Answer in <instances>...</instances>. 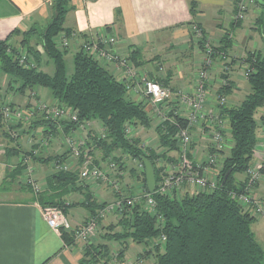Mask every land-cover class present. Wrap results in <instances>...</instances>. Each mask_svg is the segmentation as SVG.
I'll return each instance as SVG.
<instances>
[{
    "label": "trees",
    "instance_id": "1",
    "mask_svg": "<svg viewBox=\"0 0 264 264\" xmlns=\"http://www.w3.org/2000/svg\"><path fill=\"white\" fill-rule=\"evenodd\" d=\"M257 3L264 8V0L262 2L257 0ZM72 7L70 0H53L54 17L45 27L33 28L22 33L23 37L18 45L10 42L11 37L0 41V69L11 79L8 85L9 91L23 95L28 91L35 93L32 98L37 99L40 105L47 103V100L39 99L40 93L38 92V95L34 89L46 88L55 101L52 100L54 103L47 104L60 108L67 107L77 117V121L52 120L37 110L28 122L26 132L20 131L19 136L13 137L11 133H19L20 125L27 123H8L0 115V129L10 144L15 143L8 153L17 157L24 150L20 146L21 134L26 136L31 130L39 132L38 135L31 136V150L25 153L22 151L23 157L18 163V170H15L16 177L12 180L19 178V175L27 169L26 160L42 163L47 168L52 164L49 168L53 173L47 177L45 191L38 195L39 203L42 206L59 207L64 213H67L69 208L83 206L91 216L106 203L99 202L94 194L87 190L92 186L91 184H81L80 167L84 161L83 157L91 156L98 165L111 158L124 172L126 165L123 156L138 161L141 176L134 168L130 170L129 176L141 177L143 194H146L149 192L145 167L140 158L146 157L151 161L158 185L161 174L167 169L165 165L160 166L159 160L161 159L164 164L174 162L168 154L179 149L174 139L178 127L168 121L155 122L147 105L131 100L124 83L118 81L93 57L80 50L73 55L74 72L71 76L68 75L65 61L68 49L60 48L56 40L62 32L67 34L72 32L64 26L66 16ZM190 11L193 18L199 13L195 2L190 3ZM240 22L234 24L231 31H235V27L240 25ZM188 25H193L190 33L193 44L204 52L207 32L195 20ZM257 25L263 33L264 11L258 18ZM194 27L202 32V39L195 38ZM231 31H226L219 45L214 46L216 60L218 58L224 60L232 49ZM39 45L42 46L43 53L38 50ZM20 48L30 53L36 61V68L28 69L18 63L16 55ZM135 53L141 52L135 50L132 55ZM42 54L53 62L55 67L53 74L41 70ZM130 60L137 66H141L143 62L135 59L134 56ZM154 61L153 59L152 62ZM244 63L250 71L247 79L250 93L238 106L221 107L220 115L227 121L233 146L229 154L223 158L217 189L193 193L187 190L181 198L162 195L159 192L153 193L152 198L156 203L154 214L143 209V203H136L131 209L119 213L121 216L117 224L108 226V232L102 235L106 244L86 246L80 264H110L113 258L108 243L117 242L121 246V243L128 241L147 245L148 251H144L143 255L146 257L151 254L154 257L153 264H264V250L252 229L256 217L245 212L232 197L234 192L241 191L245 185V182H238L236 175L246 174L256 158L258 129L264 123V112L259 119L256 118L258 110L264 109V48L261 51L247 53ZM171 80V74L164 79H155L164 86H168ZM225 80L226 84L219 89L220 95L223 96H227L232 88L227 76ZM14 83L17 86H14ZM11 105L15 104L11 103ZM178 120L181 122L180 119ZM93 123L97 126L92 127ZM85 124L90 127L86 136V155L82 152L81 157L77 159L78 165L71 170L56 171L58 166L65 164L68 155H71V149L66 141L67 152L51 151L57 137L63 131H78ZM128 126L146 130L155 126L161 152L158 153L153 147H144L141 137H129L126 132ZM101 129L103 131L98 132ZM100 134L105 137H101ZM35 145L40 146L41 153L35 152L36 150L33 149ZM43 152L46 154H42ZM99 153L102 156L100 158L97 157ZM117 153L121 155L118 156ZM123 177H120V180H123ZM24 187L28 189L30 186L25 184ZM78 191L83 194L84 201L67 205L66 198ZM131 194L134 196L133 193ZM117 216L118 214L112 218H118ZM110 220L107 218L103 223ZM118 228L120 231H117ZM63 240L68 245L75 242L73 235L66 232L63 233ZM119 249L117 259L121 260L128 247L123 245Z\"/></svg>",
    "mask_w": 264,
    "mask_h": 264
},
{
    "label": "crops",
    "instance_id": "2",
    "mask_svg": "<svg viewBox=\"0 0 264 264\" xmlns=\"http://www.w3.org/2000/svg\"><path fill=\"white\" fill-rule=\"evenodd\" d=\"M192 2L197 4L199 11L195 18H193L190 11V3ZM70 3L73 7L66 16L64 26L74 32V36L71 39L68 51L74 49L73 52L76 53L79 51L81 44L97 40L111 30L115 32L118 39L117 52L123 57L130 59L134 56L135 59L143 61L141 66H137L134 61L130 60L137 67L141 76H146L152 80L160 78L159 75L162 71L160 67L163 65L161 62L162 57L159 53L162 48L172 51L177 47L180 48V51H183L184 48H190L191 46L193 48L196 45L193 44L190 36L193 25H188L192 21L195 20L201 24V27L208 34V39L215 46L219 45L222 35L226 31L230 32L231 28H234V24L237 23L235 20L236 0H96L95 2L70 0ZM52 5L53 0H0V41L11 37L10 42L13 45H18L22 40V33L33 28L41 29L45 27L54 17ZM263 11V5L258 3L250 6L247 18L235 27V31H231L232 49L224 60L218 58L209 71L211 90L209 107L216 111H219L217 108V95H220L219 89L226 84L225 76L228 77V81L232 86L230 93L226 96L227 102L225 106H238L250 92L249 84L248 88L245 87V89L242 86V81H247L242 75L246 67L244 58L247 53L261 51L264 48V32L262 33L257 25V20ZM248 27L250 31L246 30ZM237 31L243 34L241 40H237ZM172 47L174 48L172 49ZM38 50L43 52L41 45L38 46ZM135 50H140L141 53L132 55ZM199 50L200 52L197 55H201V57L195 62L196 68L193 72L191 69L187 71L185 66L188 65L183 66L180 64L177 67L180 69L178 78L173 77L170 82V84H173V81H177V83L173 84L175 88L177 87L175 90H180L181 88L192 90L195 86L193 74L196 70L197 72L199 71L204 59L203 51ZM180 51H178L179 54L181 53ZM42 57L41 70L53 74V72L50 73L49 71L51 69L50 61L44 54H42ZM153 59L155 60L154 62H152ZM225 68L227 69L225 70ZM106 69L117 79L124 78V75L116 71L114 66H107ZM8 79L5 75L6 81L2 84L3 88L8 89ZM131 86L133 88L128 93V97L137 103L144 102L148 104V111H151V105L143 94L140 81L131 84ZM37 90L40 92L41 87L37 88ZM10 92L3 95L0 91V101L10 102L16 106L28 108V110L34 109L37 112L36 104L32 100L24 103L23 100L13 101L12 99H7ZM25 95H29L28 97L32 99L30 91ZM39 99H42L41 94ZM46 102L48 104L54 103L49 99ZM263 112L264 109L261 110L260 116ZM150 114L153 113L150 112ZM25 126L26 124L20 125L19 131L26 132L27 128ZM96 126V123H93L92 127ZM102 131L103 129L98 132L101 133ZM226 131H228V128ZM30 133L31 135H38L39 132L31 130L26 134L30 135ZM87 133L88 131L82 134L77 133V131H63L57 137L55 146H53L51 151L65 153L68 151L67 145H65V137L67 135L76 136L79 139ZM139 134H142V131L138 132L137 136ZM142 136L145 138L143 145L149 147L153 142L158 144L157 136L154 139L149 137L148 134ZM227 138L229 139V145L220 154V160H223L229 154L228 152L233 146L229 132H227ZM31 140V138L27 137L25 143H29L31 146ZM195 140L198 150L195 160L201 163L210 155V142L206 138H201L198 134H195ZM263 141L264 137L260 131L258 132L259 156H256L253 164L264 162ZM25 143L23 144L25 145ZM14 144H10L5 137L0 141V264H80L86 247L83 249L81 243L66 245L63 238L53 231L43 219L37 206L39 203L38 195L34 194L30 187L28 189L24 187L28 176V168H31L34 179L43 185V190L45 191L47 177L53 173L52 169L49 166L48 168L47 166L45 167L42 163L26 160L27 169L19 175V178L12 180L16 177L17 171L15 170H18V163L21 161V159L17 160V156L8 153L10 147ZM23 144L20 141L21 148H23ZM39 148V145H35L33 148L37 154L41 153ZM153 148L155 149V147ZM23 154L21 151L20 156L23 157ZM42 154L46 153L43 152ZM65 164L75 167L78 162L71 155H68L65 159ZM262 174V179L252 189V195L257 199H264V168ZM246 177V174H241L237 180L238 182H245ZM102 187L104 186L92 185L87 189L101 203L108 201L106 197L109 194L108 190ZM195 191L192 189L191 193ZM66 199V204L68 205L84 201V196L78 191L71 193ZM65 214L74 230L82 227L90 217L89 212L83 206L69 208ZM114 218H111V220H114ZM256 221V224L259 225V233L257 229V233H255L254 228L252 229L257 241L264 250V218H256ZM101 237L102 235L100 234L99 237L93 239L88 247L106 244ZM111 251L113 259L110 264H144L146 262L144 253H140L135 263L132 262L127 254V249L123 258L121 260L118 259L117 263L116 256L118 252Z\"/></svg>",
    "mask_w": 264,
    "mask_h": 264
},
{
    "label": "built area",
    "instance_id": "3",
    "mask_svg": "<svg viewBox=\"0 0 264 264\" xmlns=\"http://www.w3.org/2000/svg\"><path fill=\"white\" fill-rule=\"evenodd\" d=\"M87 1L95 2L96 0ZM256 3L257 0H236V22L244 21L247 18L250 6ZM194 31L196 32L195 38L202 39V32L196 27H194ZM73 36L74 32L70 34L62 32L56 40L57 45L62 49H68ZM117 43L118 39L115 32L110 30L106 35L97 40L81 44L80 51L93 57L104 67L114 66L116 71L121 72L124 78L116 79L125 84L128 93L133 88L131 84L140 81L143 94L151 105V111H149L153 113L150 114L151 117L159 122L168 121L178 127L174 139L179 149L168 154L170 158L174 159V162L164 164L161 159L159 160L160 166L165 165L167 169L165 173L161 174L159 184H156L155 192L170 197L181 198L187 190L194 189L198 192L214 191L217 189L223 162L219 156L229 145V139L227 138L228 131H226L228 128L227 121L220 115L221 107L225 106L227 102L226 96L217 95V108L219 111L209 107V96L211 95L209 71L216 61V58H214V45H212L211 40L207 38L204 43V59L200 65L195 86L192 90L180 89L177 91H173L169 86H164L146 76H141L137 67L130 59L121 56L117 52ZM16 60L25 68H36V61L24 48L18 50ZM160 70H164L163 66L160 67ZM249 73L250 71L246 65L242 75L248 79ZM31 96L34 97L35 93H31ZM144 104L148 107V104ZM36 109L43 112L47 118L52 120L66 119L77 121V117L67 107L60 108L42 103ZM34 114V109L28 110L16 105L12 106L10 102L0 103V115L8 123H27L32 119ZM172 114L173 116H171ZM89 128V125L86 124L79 128L77 133L82 134L88 131L85 136L79 139L76 136L65 137L74 160L79 159L82 152H86V136L89 134ZM260 131L264 137V123L259 127L258 132ZM126 132L129 137H133V127L128 126ZM195 134H198L201 138L208 139L210 142V155L201 163L195 160V155L198 151ZM100 136L105 137L103 134ZM143 146L145 147L146 145ZM258 146L257 142L256 156H259ZM83 158L84 161L80 167L81 184L98 185L97 183H100L102 186H109L115 199L106 201L104 207L97 210L82 227L75 230L61 208L42 206L40 203L37 206L43 219L53 231L62 238L65 232L72 234L75 241L74 244L81 243L84 249L93 239L100 235V228L104 224L103 221L109 216L112 217L122 213L126 209H131L136 203H143V209L154 214L156 212V203L152 198L153 193L143 194L140 191L135 196L126 195L122 190V186H120V177L124 176L125 172L111 158L106 162L104 161L101 165L96 164L91 156H84ZM72 167L70 164H64L58 166L56 171H69ZM263 168L264 162L259 164L252 163L246 172L247 177L243 189L234 192L232 195L245 212L256 218L264 217V199L255 198L252 195V189L261 180ZM25 183L31 187L33 193L36 195L44 191L43 185L34 179L31 168H28V176ZM163 240H165V237H163ZM65 244L68 245L66 242Z\"/></svg>",
    "mask_w": 264,
    "mask_h": 264
},
{
    "label": "rangeland",
    "instance_id": "4",
    "mask_svg": "<svg viewBox=\"0 0 264 264\" xmlns=\"http://www.w3.org/2000/svg\"><path fill=\"white\" fill-rule=\"evenodd\" d=\"M247 25H248V23H247ZM246 30H249L250 31V29H249V27L246 29ZM242 36H243V34L242 33H240L239 31H237L236 32V37H237V40H241L242 39ZM212 45H214V43H212ZM215 46V45H214ZM71 47H72V45H71ZM213 47V46H212ZM174 47H172V49H173ZM213 48H216V47H213ZM189 51H188V50ZM79 50H80V48H79ZM185 50H187V51H185ZM74 51V49H71V50H69L68 51V53H67V55L65 56V61H66V66H67V71H68V75L69 76H71L72 74H73V72H74V63H73V54L75 53V52H73ZM178 51H180V48H175L174 50H172V51H169V49L167 50V48H162V50L160 51V53H159V55L162 57V65H163V68H164V70H162L161 71V74L159 75L160 76V78L161 79H163V78H166V77H168L169 76V74H171L172 75V78L174 77H177L178 78V72L180 71V69L179 68H177L180 64L181 65H183V66H185V65H188V66H185V68H187V71L189 70V69H191V71L193 72V70L196 68V65H195V62L196 61H198L199 59H200V57H201V55H197V54H199V52H200V50H199V48H198V46L197 45H195L193 48H192V46L190 47V48H184L183 49V51H180V52H182V53H180V55H179V53H178ZM186 52H187V54H188V56H187V54H186ZM41 53H43V52H41ZM195 54V55H197V56H194L193 54ZM178 56V57H177ZM184 56H187V57H184ZM47 58V57H46ZM49 65H50V73H54V70H55V67H54V64H53V62L52 61H50L49 62ZM150 66H152L151 64H149ZM182 73V72H181ZM197 70L194 72V74H193V81H196V79H197ZM7 76V75H6ZM8 77V76H7ZM188 77V76H187ZM9 78V77H8ZM4 81H6L5 80V74L1 71V69H0V91H1V93L3 94V95H6L8 92H10V91H8V89L7 88H3V82ZM10 82H11V79H8V83H7V87H8V85L10 84ZM175 83H177V81H173V84H175ZM173 84H169L168 86H169V88H171L173 91H177V90H175L176 88H175V86L173 85ZM14 86H17V84L16 83H14L13 84ZM179 86H183V85H179ZM242 86H243V89H245V87H247L248 88V82L247 81H245V80H243L242 81ZM185 88V87H184ZM3 89V90H2ZM182 89V88H181ZM36 92H39L38 90H37V88L36 89H34ZM179 90V89H178ZM251 91V90H250ZM40 94H41V96H42V98L46 101L47 99H49V100H53L54 101V99L51 97V95H50V92H49V90L48 89H46V88H41V91L39 92ZM250 93V92H249ZM29 95H23V94H21V93H18V92H10L9 93V96H7V99H12L13 101H19V100H23L24 101V103H26V102H28L29 100H32L36 105L35 106H39V104H38V100L37 99H35V98H32V99H30V97H28ZM244 98H245V96H244ZM5 99V98H4ZM244 100V99H243ZM242 100V101H243ZM55 102V101H54ZM260 114H261V109H259L258 110V112H257V114H256V118H258L259 116H260ZM154 121L156 122V120L154 119ZM26 128H28V122H27V124H26V126H25ZM133 133H132V136L133 137H141V139L140 140H142V141H145V138H144V136H142V135H145V134H148V136L149 137H151L152 139H154V137H156L157 136V134H156V132H155V126H153V128L152 129H148V130H146V129H144V128H140V130H138L136 127H133ZM140 131H142V134H139L138 136H137V132H140ZM25 132V131H24ZM23 132V133H24ZM3 132H2V130L0 129V141L2 140V138H4V136H3V134H2ZM20 131H19V133L18 132H12L11 133V135L13 136V137H17V135L19 136L20 135ZM21 134V139H19L21 142H22V144L23 143H25L26 141H27V137H29V138H31V134L30 135H24V134ZM16 134V135H15ZM34 137L35 136H33V139H34ZM150 147H155V149L158 151V152H160L161 151V149L159 148V145L157 144V142H153V143H151L150 144ZM23 149L24 150H22L24 153L25 152H27V151H29V150H31V147H30V144L29 143H25V145L23 144ZM201 149H203V148H201ZM229 153V152H228ZM117 155L118 156H120L121 154H119V153H117ZM43 156H47V155H43ZM21 157L22 156H18L17 157V160H20L21 159ZM97 157L98 158H100V157H102L101 156V154L99 153L98 155H97ZM122 157V156H121ZM226 157V156H225ZM224 157V158H225ZM123 159H124V163H125V165H126V169H125V175H124V177H123V180H120V186H122V190H124V193L126 194V195H132L131 193H133L134 194V196H135V194H137V193H139L140 191H142L143 192V189H142V184H141V181H142V179H141V177L140 178H138V177H133V176H129L130 175V170L131 169H136L137 170V172H138V174L140 175L141 174V168H140V164H139V162L138 161H136V160H134V159H130V158H125L124 156H123ZM32 162V161H31ZM103 163V161L100 163V164H102ZM51 165L52 164H50L49 165V167H51ZM141 176V175H140ZM241 176V174H237L236 175V177L237 178H239ZM263 177V176H262ZM262 179V178H261ZM98 185H102V184H100V183H97ZM105 187V189H107L108 190V192H109V194L107 195V197H106V200H108V201H111V200H114L115 199V196H114V194L112 193V191H110V187L109 186H104ZM104 187H102V188H104ZM120 214H118V218H116V219H112V220H110V221H106L103 225H102V227L100 228V234L101 235H104V234H106L107 232H108V226H110V225H112V224H117V222L119 221V219H120ZM112 217L111 216H109L108 217V219H111ZM261 218H264V217H261ZM259 219V218H258ZM256 222L257 221H255L254 223H253V225H252V228H254L255 229V233H257L256 232V229H257V231H258V227H259V225L258 224H256ZM256 224V225H255ZM255 225V226H254ZM120 231V228H118L117 229V231ZM258 233H259V231H258ZM99 237V236H98ZM102 238V237H101ZM109 245H110V247H111V250H113L114 252H119V247H121V246H123V245H129L128 246V256L131 258V261L132 262H134L135 263V261H137L138 260V257H139V255H140V253H144V251H148V246L147 245H145V244H137V243H134V242H132V241H128V242H126V243H121V246H120V244L119 243H117V242H111V243H108ZM112 253V252H111ZM116 259H117V256H116ZM117 261V263H118V259L116 260ZM145 263L144 264H153L154 263V257L151 255V254H149V255H147L146 257H145ZM118 264H121V263H118Z\"/></svg>",
    "mask_w": 264,
    "mask_h": 264
},
{
    "label": "water",
    "instance_id": "5",
    "mask_svg": "<svg viewBox=\"0 0 264 264\" xmlns=\"http://www.w3.org/2000/svg\"><path fill=\"white\" fill-rule=\"evenodd\" d=\"M259 2H262V0H259ZM140 160L142 161V163L144 164V167H145L148 192L151 194L155 193V191H156V175H155L153 164L146 157H141Z\"/></svg>",
    "mask_w": 264,
    "mask_h": 264
}]
</instances>
